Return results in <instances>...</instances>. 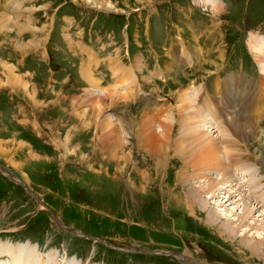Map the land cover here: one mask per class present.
Masks as SVG:
<instances>
[{"label":"rangeland","instance_id":"1","mask_svg":"<svg viewBox=\"0 0 264 264\" xmlns=\"http://www.w3.org/2000/svg\"><path fill=\"white\" fill-rule=\"evenodd\" d=\"M94 1L0 0V16H10L4 23L0 18V164L15 174L0 171V245L28 242L37 258L50 254L48 264L56 258L60 264H187L178 257L185 253L206 264H264V224L259 233L244 231L234 226L237 217L217 219L199 205L179 181L189 159L177 150L182 144L196 151L190 137L200 135V120L191 115H206L202 134L216 138L217 157L246 170V178H261L258 202L250 194L247 200L261 205L253 215L262 212L264 0H96L100 7ZM64 14L70 16L64 20ZM81 46L97 56L95 64L90 54L78 57ZM110 60L134 70L131 83L114 81ZM84 61L96 84L81 75ZM6 65L15 67L20 83L9 82ZM247 82L258 88L256 98L246 93ZM110 84L126 95L113 102L98 97ZM236 89L245 103L237 98L230 107ZM211 102L220 116L209 113ZM246 113L258 116L254 137L233 128L227 133L222 116ZM166 124L171 142L157 132ZM219 126L232 142L215 137ZM163 146L166 164L157 171V159L163 161L154 155ZM227 167L210 168L206 181ZM203 170L194 171L196 178ZM68 225L82 234L73 235ZM0 256V264H31L1 247Z\"/></svg>","mask_w":264,"mask_h":264},{"label":"bare ground","instance_id":"2","mask_svg":"<svg viewBox=\"0 0 264 264\" xmlns=\"http://www.w3.org/2000/svg\"><path fill=\"white\" fill-rule=\"evenodd\" d=\"M8 1H13V0H8ZM90 1L91 3H93V0H88ZM89 3V2H88ZM100 2H96V0L94 1V4H96L97 7H100L98 4ZM210 4V3H209ZM113 4H109V6L111 7ZM9 17L10 16H7L6 14H2V16H0L2 22L4 23L6 20L9 21ZM13 21V20H12ZM258 40V39H257ZM254 42V41H253ZM264 42H262L263 44ZM258 44V43H257ZM260 45V44H258ZM258 47V46H256ZM255 48V47H253ZM264 48V46H263ZM256 51H258L256 49ZM87 52V51H85ZM262 52L264 53V49H262ZM88 53V52H87ZM90 54V59L94 62H96V57L94 58V54L92 53H89ZM96 55V54H95ZM89 60V59H88ZM87 61H84L80 64L79 66V69H80V72H81V75L83 76V78H85L87 81H89L91 84H96L94 82V77H92V73L90 71V67L91 65L90 64H86ZM92 63V64H93ZM95 64V63H94ZM260 65H261V68H263L264 70V58H262V61H260ZM7 69H8V76H9V82L10 83H13V84H18L20 83V78L22 79L21 76L19 75H16V69H14L15 67L13 65H6ZM109 67L111 68V71L113 73V76H114V81H119L121 80V82H126L127 85L129 83H131L132 79L131 76H132V72L134 71L133 69H127L125 66L119 64L118 61H113V60H110L109 61ZM261 71L263 74H264V71ZM94 74V73H93ZM112 76V77H113ZM23 80V79H22ZM21 80V81H22ZM222 80V79H221ZM89 84V83H88ZM98 84V83H97ZM125 84V83H123ZM99 85V84H98ZM97 85V87H98ZM112 86V84H110ZM122 86V85H121ZM96 87V88H97ZM109 87V86H107ZM247 88V92L246 93H249L250 95L251 94H255V98L258 96L257 95V89L256 87L253 85L251 86V84L249 82H247L246 86ZM100 88V87H98ZM221 89V88H219ZM218 89V90H219ZM108 90V91H107ZM107 94L105 95V97L103 95H98V97L100 98H106V99H110L113 100L114 99H117L119 97H124V95L126 94H122V92H120L118 90V87L116 86V84H113L112 87H110L109 89H107ZM101 91V90H100ZM126 92V91H124ZM129 92V91H128ZM260 93V92H259ZM221 95L225 94L226 93L222 90L220 92ZM238 96V97H237ZM242 96H243V92L241 91V89H236L229 97H234V104L233 101H231V104L232 106L230 107H233V106H236V101H237V98H239V100H241L242 102H244L242 100ZM126 97V96H125ZM252 99V102L255 100ZM102 100V99H101ZM245 103V102H244ZM261 102H258L256 105H259ZM238 105V104H237ZM104 106L103 104H100L99 105V109ZM209 106L211 107V111L209 112L210 114H219V116L222 114V112L217 108L216 106V110L213 108V104L212 102L209 104ZM239 106V105H238ZM103 108V107H102ZM98 109V108H97ZM244 108H239L238 110L239 111H243ZM188 110V109H187ZM98 112V111H97ZM102 112V110H101ZM189 112V111H188ZM200 113V112H199ZM238 113V112H237ZM201 114V113H200ZM200 114H193L191 115V118L194 119V116L197 115L199 117V120H200V124L195 126V131L197 132H200V135L205 131L204 128H203V124L206 122L202 116L206 117V115L202 114L200 116ZM210 114H207L208 116ZM211 114V115H212ZM253 114V113H252ZM228 115V114H227ZM226 115V116H227ZM254 115V114H253ZM252 115V116H253ZM224 117V119L226 120L225 122L227 123V128L228 129H225V130H228V132L231 131V133L233 134L234 132L236 134H239V135H243V136H246L248 138H251V137H254L255 133H257V117L254 118H250L248 117L247 113L245 115H241V114H234L232 115L231 118H227L225 117V115L222 116V118ZM230 117V116H229ZM215 118V117H213ZM190 119V118H189ZM227 119H230V121ZM188 120V119H187ZM195 120V119H194ZM198 120V121H199ZM212 122H215V121H212ZM256 122V123H255ZM167 123V122H166ZM208 123H210L208 121ZM217 123V121H216ZM225 123V124H226ZM211 124V123H210ZM210 124H208L210 127H212ZM220 124V123H219ZM110 125V124H109ZM215 125V124H214ZM255 125V127H254ZM108 126V125H107ZM115 126V124L113 125ZM193 126V127H194ZM207 127V126H206ZM226 127V126H225ZM219 130H221V132L218 134V135H215V137H217L220 141L221 139H226V143L227 141H231V136L228 135L227 133H225L223 129V127L221 128V126H219ZM234 129V132L232 130L229 131V129ZM209 129V128H208ZM211 129V128H210ZM215 129V126L212 127L211 130H214ZM113 130V129H112ZM172 130V129H171ZM210 130V131H211ZM193 131V130H192ZM157 132L161 133L160 135L157 134ZM157 132H154L152 133L153 134V139L156 138V134L157 136H160L161 138L163 137L166 141L168 142H171L172 141V133L170 132V128L169 126L166 124L164 125V127H159ZM111 137L113 136V133L114 132H111ZM195 133V132H193ZM190 135V134H189ZM200 135L199 136H195V137H190V141L192 140V144H193V149H195L196 151H194L192 154V149H189L190 153L186 152L185 150H183V145L180 144L179 148L177 149L178 150V154L181 153V158L184 159V161L187 159L186 155L188 156V159L189 161H186V164H187V167H186V164H185V167H183L181 170H180V177L178 176L179 178V181L182 180L185 184V187L187 186V193L189 194V196H191L192 198L193 197H197L199 198V205H205V207L209 210V212H211L212 216H215L217 219L218 218H223L226 216V219H228V217H237V218H234V222L236 223L234 226L235 227H241L242 225H244L246 228H244V231H251V230H256L257 233H259L258 231V228L264 224V209H262V212H259L258 213V217L253 215V210L254 209H258L259 206L261 205H254V207H250L248 205V196L249 194L252 195V198L251 200L254 201V197L256 198V201L258 200V197H261V194H260V188H263L262 184H261V178L258 177V175H251V178L249 179L246 178L245 176H248L246 173V170L245 172L243 173L244 169H241V172H238L236 167L234 168L233 165H229L228 163L230 161L227 162H223L221 161V159H219V157H217V152L216 150L219 149V146H216L217 144L214 142L216 141V138H214V136L212 135V138L210 137L211 135H209L207 137V135H203V139L200 138ZM106 137V136H105ZM137 137H140L141 138V133L137 134ZM145 137V136H144ZM107 138V137H106ZM149 138V137H148ZM160 138V139H161ZM209 138V139H208ZM108 139V138H107ZM106 139V140H107ZM159 138H156V140H158ZM110 140V139H109ZM149 140V139H148ZM162 140V139H161ZM164 140V141H165ZM154 141V142H155ZM111 142V141H110ZM157 142V141H156ZM158 142H160L158 140ZM222 142V141H221ZM232 142V141H231ZM116 143V142H114ZM137 143V142H136ZM166 143V142H165ZM234 143V142H233ZM232 143V144H233ZM157 144V143H156ZM159 144V143H158ZM219 144V143H218ZM228 144V143H227ZM230 144V143H229ZM117 145L119 147H123L122 146V142H120V140H118L117 142ZM124 145V144H123ZM167 145V144H166ZM141 147V146H140ZM143 147V146H142ZM141 147V148H142ZM154 147V146H152ZM165 147V148H163ZM162 148V155H159V154H156L154 155L156 158L158 157H165V155L163 154H167V151L169 150L168 147L166 146H163ZM178 147V146H177ZM218 147V148H217ZM226 147V146H225ZM159 147H157L156 149H158ZM172 148V147H171ZM139 149V148H138ZM186 149V148H185ZM171 150V149H170ZM228 150V149H227ZM226 150V151H227ZM115 151L117 152L118 149ZM222 151V150H221ZM229 151V150H228ZM158 152V151H157ZM115 153V152H114ZM223 153V152H222ZM237 153V152H236ZM151 154H153L151 152ZM221 154V153H220ZM223 154H226V157L229 158V155L226 153H223ZM169 155V154H168ZM180 155V154H179ZM237 155V154H236ZM153 156V157H154ZM225 156V155H224ZM232 156V155H231ZM167 157V156H166ZM234 157L236 156H233L232 159H234ZM169 158V157H168ZM193 158V159H192ZM223 158V157H222ZM224 159V158H223ZM226 159V158H225ZM260 159V158H259ZM154 160V159H153ZM228 160V159H227ZM231 160V159H230ZM162 161L161 162L159 159H157L156 161V167H158L156 170L158 171V169L161 167L160 165L161 164H166L165 162V159L162 158ZM215 161H217L215 163ZM235 163L237 162V160H233ZM260 162V161H259ZM239 165L241 164V162H237ZM228 165L227 169L224 170L222 173H221V176H219L218 178H216V176L214 178H211V180H207L210 179V176H208L209 174V170L210 168H219V169H222V166L223 165ZM231 164H232V161H231ZM261 164L264 165V159L262 158L261 159ZM236 165V164H235ZM15 166V164H14ZM204 166H207V169L203 170V167ZM233 167V168H232ZM202 169L203 170V173L197 175L198 178H201L202 176L206 177L205 179H202V180H199L198 182L194 183V181L198 178H196V174L194 173V171L196 169ZM238 168V167H237ZM243 168V167H241ZM231 169H234V171H232ZM240 169V168H238ZM247 169V168H246ZM252 169V168H250ZM223 170V169H222ZM243 170V171H242ZM199 171V170H198ZM197 172V171H196ZM200 173V172H199ZM220 173V172H219ZM246 174V175H245ZM261 177V176H260ZM194 178V179H193ZM263 178V177H262ZM193 179V180H192ZM261 180V181H260ZM181 181V182H182ZM214 187V188H212ZM185 191V190H184ZM209 192V194L206 195V192ZM206 195V196H205ZM185 196V195H184ZM264 196V195H263ZM218 197V198H217ZM217 199V200H216ZM212 200L216 201L214 202L212 205L209 204V201L211 202ZM250 200V201H251ZM258 202V201H257ZM186 204L189 207H192L191 204L189 203V198H186ZM232 204H234L235 206L232 207V208H229ZM262 204V203H260ZM221 207L225 208V209H222ZM214 208V210L212 209ZM228 209V212L229 214H224L223 212H227L226 210ZM223 211V212H221ZM259 211V210H258ZM227 212V213H228ZM237 213V215H235ZM250 214L253 215V218L252 215H251V221L248 220V217L250 216ZM232 218H229L230 220ZM230 220H227V221H230ZM261 221V222H260ZM232 227V226H230ZM220 228V227H219ZM234 229V228H233ZM242 231V229H240ZM258 230V231H257ZM239 232V230H238ZM229 234V233H228ZM247 234V233H246ZM244 235V234H243ZM242 235V236H243ZM242 238V237H241ZM245 240V239H244ZM261 243V241H260ZM1 249H3V251H6V252H10L11 250L12 251H15L17 253H20L21 256H16L18 257V260L21 259L23 256H25V258H27L28 261L31 262H37V264H48V261H46L50 254H47L46 256L48 257L46 260L44 259L45 257L43 256L42 259H39L37 258V254L35 253V249H33L28 242H26L24 245L22 244H19L16 245V244H11V243H4L0 245ZM32 251V252H30ZM39 253V252H38ZM9 254V253H8ZM13 254V253H12ZM11 254V256H12ZM3 255V254H2ZM40 255V254H39ZM264 255V254H263ZM42 256V255H40ZM193 256V255H191ZM1 257V256H0ZM55 257V256H54ZM179 259L187 264H206V262L202 261L199 262V261H196L195 259H193V257H190L187 255V253H185L184 255L182 256H178ZM15 258V257H14ZM51 258V257H50ZM70 258V257H69ZM10 259V258H9ZM12 259V258H11ZM23 260H26L24 258H22ZM35 259V260H34ZM14 260V259H13ZM66 260L65 261V264H77L76 262H73V261H69V263H67V259H64ZM17 261V260H16ZM57 261V263H56ZM8 262V261H7ZM55 262V263H54ZM11 263V262H10ZM15 263V262H14ZM33 263V264H34ZM50 263V262H49ZM60 264V261H58V259H54L52 260L51 259V263L50 264ZM9 264V263H8ZM15 264H28V263H21V262H16ZM79 264V263H78ZM209 264V263H208Z\"/></svg>","mask_w":264,"mask_h":264}]
</instances>
